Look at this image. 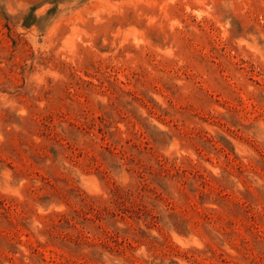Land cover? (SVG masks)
<instances>
[{"label":"rangeland","instance_id":"obj_1","mask_svg":"<svg viewBox=\"0 0 264 264\" xmlns=\"http://www.w3.org/2000/svg\"><path fill=\"white\" fill-rule=\"evenodd\" d=\"M0 264H264V0H0Z\"/></svg>","mask_w":264,"mask_h":264}]
</instances>
